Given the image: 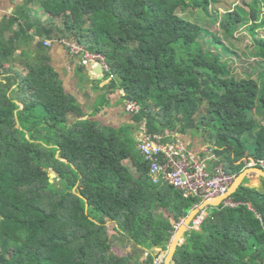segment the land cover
Segmentation results:
<instances>
[{
	"label": "trees",
	"instance_id": "trees-1",
	"mask_svg": "<svg viewBox=\"0 0 264 264\" xmlns=\"http://www.w3.org/2000/svg\"><path fill=\"white\" fill-rule=\"evenodd\" d=\"M8 1L12 13L0 20V264H152L153 250L167 251L175 225L200 204L152 184L132 126L116 129L87 116L66 93L45 40H74L103 55L106 90L140 106L136 127L145 121L164 141L202 136L218 158L213 164L234 177L250 159L264 161V124L254 116L264 112L263 81L234 77L226 54H237L182 17L222 0ZM262 4L225 5L220 21L232 42L240 25L253 22L257 65H264V37L256 33ZM32 44L34 58L25 51ZM19 51L24 75L10 63ZM262 188L244 180L231 196L236 207H209L199 229L184 234L173 263L264 264ZM115 242L133 252L117 253Z\"/></svg>",
	"mask_w": 264,
	"mask_h": 264
},
{
	"label": "built area",
	"instance_id": "built-area-1",
	"mask_svg": "<svg viewBox=\"0 0 264 264\" xmlns=\"http://www.w3.org/2000/svg\"><path fill=\"white\" fill-rule=\"evenodd\" d=\"M57 43L64 47L71 56L80 60L85 67L97 69L102 66L103 74L108 73L104 56L92 53L74 40L58 39L46 41L47 47ZM126 110L131 113L140 111L134 102H126ZM138 148L150 165V180L154 185H169L178 190L183 198L199 199L200 204L225 197L221 205L234 208L238 204L226 197L231 189L234 176L228 175L221 163L213 164L217 156L212 149L204 145L199 151L189 150L179 138L164 141V136L149 131L146 122L138 127ZM264 166V161L252 159L249 166ZM198 205V206H199ZM197 207V206H195ZM206 217V209L200 210L192 219L189 230H198ZM181 222L175 225V231ZM152 264H165L163 253L154 255Z\"/></svg>",
	"mask_w": 264,
	"mask_h": 264
},
{
	"label": "crops",
	"instance_id": "crops-1",
	"mask_svg": "<svg viewBox=\"0 0 264 264\" xmlns=\"http://www.w3.org/2000/svg\"><path fill=\"white\" fill-rule=\"evenodd\" d=\"M12 10L13 5L9 3L8 0H0V20L5 15L11 14ZM43 19L45 20L46 17H44ZM37 41H39L38 38L36 39V42ZM32 46L33 44L30 45L29 48L26 47L25 51L28 52L30 56H32V58H34L36 52H34V47ZM46 48L48 50L47 55L50 59V64L59 74L66 93L78 100V102L84 107V110H86L87 116L97 120L103 126H110L116 129L121 126H132L133 135L135 136V139H137L138 127H136L134 124L133 115L126 110V101L122 100V92L113 91L112 93H110L108 90H106L105 87L108 85L109 81H103L104 75H98L97 73H95V69L83 66L79 59L71 56L69 52L61 45L54 43L52 46ZM19 55L20 51L15 54L13 60L10 61V63H12L13 68L18 73L24 75L26 71L23 65V59H20ZM97 82H101L102 84L100 83V86L97 87ZM82 84H85V87L89 89V92H87L85 97L84 92L81 91ZM104 98L106 102L103 105ZM97 99H103L101 104L97 105ZM98 107L102 108H100L101 110L97 112L96 108ZM177 138L181 139L186 144L189 150L199 151L205 145L204 143H199L197 140H194L192 138V135L185 134L184 136H180ZM124 163H126L132 170H136L134 162L131 159H127L126 161H124ZM254 174L259 175L258 172L252 171L246 178L243 179V181L248 178L254 177ZM246 186L260 188L262 187V183L259 180L254 186H250L248 183H246ZM208 208L205 209L207 210ZM157 249L158 248H156V251L158 252H155V249L153 250L155 252H153V255H157L159 252L163 253V256L165 257V264H168V252L163 251V249L161 248H159L158 250ZM165 252H167V254Z\"/></svg>",
	"mask_w": 264,
	"mask_h": 264
},
{
	"label": "rangeland",
	"instance_id": "rangeland-1",
	"mask_svg": "<svg viewBox=\"0 0 264 264\" xmlns=\"http://www.w3.org/2000/svg\"><path fill=\"white\" fill-rule=\"evenodd\" d=\"M254 2V0H222L220 4H212L210 8L208 9L207 13L201 12V11H195L193 17L189 12H185L182 14V17L191 20L193 22H196L200 24L204 29L209 31L213 35H220L221 39L224 42V45L233 53L237 54L238 58H233L231 54H226V57L229 58L230 65L228 66L229 71L231 74H233L236 78H244V77H253L256 81H258L260 84L263 81L264 85V65H257L256 63L260 61V59H256L253 55L252 51V35L250 32V28L253 22L251 21H245L242 25H240L233 33L234 41H229L227 38H225L221 27H220V21L222 17L226 14L227 9L225 5L230 4V8L233 9L234 7H238L239 9L246 10L248 9L250 3ZM264 22V5L262 4L261 9V17L260 21L257 24H260ZM256 33L264 37V25H260V28L256 29ZM233 43V45H232ZM217 50L221 51V48ZM96 86H100V83L97 82ZM85 84H82V90L84 92V97L86 96L87 92H89V89H84ZM86 90V91H85ZM91 92V91H90ZM103 99H97V105L101 104ZM254 116L257 121V125H263L264 124V112L260 109H256L254 111ZM257 130H255L256 132ZM193 134V133H191ZM132 137L135 138V136L132 134ZM194 140H197L199 143H204L205 140H203L202 136L194 135L192 136ZM250 159L249 161H251ZM257 166H249L247 169H256ZM52 170V169H51ZM53 172V171H52ZM250 177V176H249ZM237 179L235 177L234 181ZM261 181V183L264 184L263 177L261 178V175L254 174V177L246 179V183H248L250 186H254L257 184L258 181ZM233 181V183H234ZM261 191L263 190L262 187H260ZM109 234L112 235L114 232L112 231V224H107ZM116 246V252L119 254H126V253H132L133 247L131 244H124L122 242H115ZM158 250V249H157ZM155 252L156 249L154 250ZM153 251V252H154ZM149 250H146L144 252H139L140 257L145 259L147 255L149 254ZM154 252V253H155ZM168 252V250H167ZM167 252H165L167 254Z\"/></svg>",
	"mask_w": 264,
	"mask_h": 264
},
{
	"label": "water",
	"instance_id": "water-1",
	"mask_svg": "<svg viewBox=\"0 0 264 264\" xmlns=\"http://www.w3.org/2000/svg\"><path fill=\"white\" fill-rule=\"evenodd\" d=\"M95 73H97L98 75H101V76L104 75L102 72V66L95 69ZM11 98L14 99L15 95H12ZM49 171L51 174V182L53 183L56 176H55L53 170L49 169ZM252 171L258 172V174H260L261 177L264 178V169L259 168V167L256 169H246V170L242 171L241 174L234 181L233 186L231 188V191L229 192V194L226 197L229 198L237 190V188L240 186L243 179L246 178L250 174V172H252ZM224 199H225V197H221V198H218V199L213 200V201H207V202L203 203L202 205L195 207L192 211L189 212L187 217L181 222L180 227L176 230V232H175L174 236L172 237V240L168 246V259H167L168 264H173V255L175 253V250H176L177 246H179L182 243V241H183L182 238H183L184 234L189 230V225H190L193 217L202 209H205L208 207H217L218 205H221V203L223 202Z\"/></svg>",
	"mask_w": 264,
	"mask_h": 264
}]
</instances>
